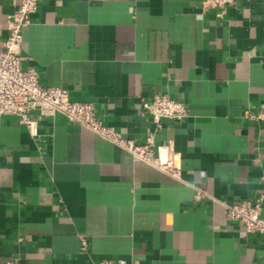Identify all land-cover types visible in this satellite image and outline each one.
<instances>
[{"label":"crops","instance_id":"1","mask_svg":"<svg viewBox=\"0 0 264 264\" xmlns=\"http://www.w3.org/2000/svg\"><path fill=\"white\" fill-rule=\"evenodd\" d=\"M19 2L0 0V38ZM23 52L43 84L93 101L139 142L155 93L188 115L165 119L157 137L174 141L181 177L64 116L39 119L41 139L3 116L1 261L264 264V237L225 209L264 196V0H238L223 16L204 0H43Z\"/></svg>","mask_w":264,"mask_h":264},{"label":"built area","instance_id":"2","mask_svg":"<svg viewBox=\"0 0 264 264\" xmlns=\"http://www.w3.org/2000/svg\"><path fill=\"white\" fill-rule=\"evenodd\" d=\"M43 0H20L11 15L9 34L0 38V119L15 115L27 125L30 133L41 139L39 119L59 115L76 122L130 151L134 158L144 161L173 177H181L182 167L179 153L172 139L159 144L158 134L166 127L165 119L180 120L188 115L186 104L169 93H155L143 101L145 111L152 116V127L148 129L144 142L125 135L114 126L107 124L97 115L93 101L75 100L64 86L45 85L34 67H24V28L32 22ZM238 0H204L207 7L219 10L223 16L227 7L236 5ZM248 116L256 117L248 112ZM200 196V195H198ZM264 196L226 203V214L230 220L242 223L248 233L264 237ZM88 240L83 237V246ZM0 264H15L14 260ZM93 264H128L127 259H102Z\"/></svg>","mask_w":264,"mask_h":264}]
</instances>
